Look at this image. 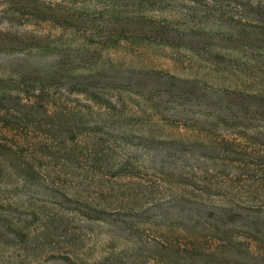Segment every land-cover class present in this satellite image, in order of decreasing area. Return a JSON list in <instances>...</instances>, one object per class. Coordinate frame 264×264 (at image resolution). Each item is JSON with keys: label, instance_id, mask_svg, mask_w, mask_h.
Returning a JSON list of instances; mask_svg holds the SVG:
<instances>
[{"label": "trees", "instance_id": "16d2710c", "mask_svg": "<svg viewBox=\"0 0 264 264\" xmlns=\"http://www.w3.org/2000/svg\"><path fill=\"white\" fill-rule=\"evenodd\" d=\"M2 57L0 264H264V0H0Z\"/></svg>", "mask_w": 264, "mask_h": 264}, {"label": "rangeland", "instance_id": "374dc122", "mask_svg": "<svg viewBox=\"0 0 264 264\" xmlns=\"http://www.w3.org/2000/svg\"><path fill=\"white\" fill-rule=\"evenodd\" d=\"M206 24H207V27L209 30V31H205L206 33H209V34H212L215 36L216 35L219 36V35L225 34L227 32V31H219V29L216 28V24L214 23L213 20L207 21ZM22 32H28V31H22ZM214 42H216V39ZM170 58H174L173 51L162 50L161 52H159L157 54L153 53L151 55V61L150 62L153 65H155L156 68L159 67L160 69L166 70L170 74H176L177 77H180V78H187V77L199 78V77H201V76H199V75H201V74H199V73H201L199 68L200 67L203 68L204 66H206V67L209 66V64L206 61H203L201 59H198V58H195L192 56L186 57L187 61L184 62L183 64L180 61L177 62L174 59H170ZM5 60L3 57L0 58V65L2 63H4ZM202 70H204V69H202ZM51 264H55V263H51Z\"/></svg>", "mask_w": 264, "mask_h": 264}]
</instances>
